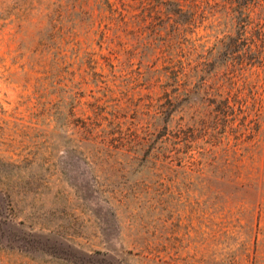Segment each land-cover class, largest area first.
Returning a JSON list of instances; mask_svg holds the SVG:
<instances>
[{"label": "rangeland", "instance_id": "1", "mask_svg": "<svg viewBox=\"0 0 264 264\" xmlns=\"http://www.w3.org/2000/svg\"><path fill=\"white\" fill-rule=\"evenodd\" d=\"M0 264H264V0H0Z\"/></svg>", "mask_w": 264, "mask_h": 264}]
</instances>
